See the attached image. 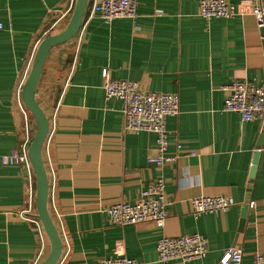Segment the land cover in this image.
Returning <instances> with one entry per match:
<instances>
[{"label":"crops","instance_id":"0c3cea01","mask_svg":"<svg viewBox=\"0 0 264 264\" xmlns=\"http://www.w3.org/2000/svg\"><path fill=\"white\" fill-rule=\"evenodd\" d=\"M94 1L88 0L78 33L49 51L36 91L50 119L42 154L48 209L63 243L56 264L123 255L162 264L158 239L194 232L207 237L206 256L168 264H219L235 245L243 248V264H252L254 253L264 251V123L225 110L222 88L237 78L264 84L263 31L251 0H227L237 13L212 18L199 13L200 0H138L135 17L112 20L94 11ZM75 2L0 0V155L34 133L22 87L40 42L67 26ZM108 75L179 94L180 113L166 119L175 160L150 161L158 152L156 133L124 130L123 101L107 97L103 87ZM159 175L166 179L164 225L109 220L106 207L134 201ZM201 194L228 196L234 204L196 216L191 198ZM36 213L32 164L0 157V264H39L49 253Z\"/></svg>","mask_w":264,"mask_h":264},{"label":"built area","instance_id":"2783aa9c","mask_svg":"<svg viewBox=\"0 0 264 264\" xmlns=\"http://www.w3.org/2000/svg\"><path fill=\"white\" fill-rule=\"evenodd\" d=\"M138 0H95L94 11L102 18L112 20L118 17H135ZM251 12L256 18L259 29H264V0H251ZM199 13L205 18L231 17L237 13L235 4L227 0H200ZM3 24L0 22V29ZM264 40V32L261 35ZM264 54V51H263ZM107 97H118L123 101L124 130L132 132L152 131L156 133L157 155L152 157L159 165L175 160L177 154L168 153L169 131L166 119L178 115L180 96L177 93L147 90L138 81L118 79L106 76L104 85ZM226 91L224 109L237 111L243 120L260 118L264 123V84L237 78L222 86ZM30 141H22L11 153L1 154L4 163H20L30 168L28 153ZM181 147L178 143L177 149ZM165 177L159 175L148 187L143 189L134 201L119 200L108 207L105 212L114 224H131L153 221L162 226L168 216L165 195ZM193 214L226 210L234 200L224 195H196L191 198ZM253 205V201L250 203ZM158 260L168 264L172 259L190 261L206 256L209 251L205 235L194 232L178 236L162 235L156 245ZM242 246L228 247L222 254L219 264H243ZM93 264H141L137 259L123 255L100 259ZM252 264H264V251L256 252Z\"/></svg>","mask_w":264,"mask_h":264},{"label":"water","instance_id":"95a60500","mask_svg":"<svg viewBox=\"0 0 264 264\" xmlns=\"http://www.w3.org/2000/svg\"><path fill=\"white\" fill-rule=\"evenodd\" d=\"M87 4L88 0H76L67 26L62 31L49 34L42 39L35 53L29 74L22 87L23 102L36 121V127L28 148L30 161L36 176V216L40 219L51 244L49 253L39 264H56L62 254L63 243L48 209L50 182L42 154L43 144L50 130V119L38 102L36 91L49 51L54 46L70 40L78 33L82 25ZM257 148L258 151H256L251 169L252 175L256 172L261 143L258 144ZM248 205L245 204L243 206L239 230H242L245 225Z\"/></svg>","mask_w":264,"mask_h":264},{"label":"rangeland","instance_id":"374dc122","mask_svg":"<svg viewBox=\"0 0 264 264\" xmlns=\"http://www.w3.org/2000/svg\"><path fill=\"white\" fill-rule=\"evenodd\" d=\"M32 117H33V116H32ZM33 119H34V117H33ZM33 126L36 127V121H35V119H34V121H33Z\"/></svg>","mask_w":264,"mask_h":264}]
</instances>
